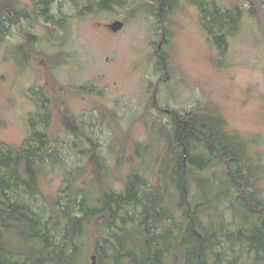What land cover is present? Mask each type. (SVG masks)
Listing matches in <instances>:
<instances>
[{"label": "rangeland", "instance_id": "obj_1", "mask_svg": "<svg viewBox=\"0 0 264 264\" xmlns=\"http://www.w3.org/2000/svg\"><path fill=\"white\" fill-rule=\"evenodd\" d=\"M99 1L19 0L39 15L11 27L0 42V144H35L31 136L37 130L45 135L42 150L47 154L39 192L11 196L46 219L56 216L58 204L65 207L76 197L96 206L101 186L119 193L134 173L146 180L143 191L163 190L160 159L176 112L218 114L228 132L245 138L254 170L247 180L264 200V0H173L163 19L156 0H123L107 10L98 9ZM45 2L55 22L41 15ZM214 9L238 18L223 56L204 26L203 16ZM115 20L125 23L111 34L104 26ZM26 33L36 37L33 53L24 48ZM63 114L77 131L65 129ZM93 152L103 168L90 164ZM223 174L218 167L199 176L219 180ZM170 192L164 193L165 202L170 203ZM196 194L192 185L188 199L194 201ZM237 197L232 190L226 199L219 198L216 207L223 212L201 216L203 224L224 222L221 235L236 232L244 222L230 209L238 205ZM176 202L172 217L156 226L155 234L170 225L176 229L173 235L178 233L182 220ZM122 214L140 223L139 208L125 206ZM94 230L88 224L77 240L79 264H92L93 255L99 263L95 250L104 243L92 235ZM53 236L59 244L60 231ZM217 250L224 253L220 264L234 257L237 264H263L255 252L226 239Z\"/></svg>", "mask_w": 264, "mask_h": 264}, {"label": "trees", "instance_id": "obj_2", "mask_svg": "<svg viewBox=\"0 0 264 264\" xmlns=\"http://www.w3.org/2000/svg\"><path fill=\"white\" fill-rule=\"evenodd\" d=\"M122 1L101 0L97 5L99 10H107ZM165 1L169 5L173 0ZM35 5L36 2L32 7ZM217 11L214 9L203 19L207 22L204 25L207 35L223 56L227 36L236 29L238 18ZM34 15L39 14L34 8L22 6L19 0H0V42L11 27ZM41 15L46 21H54L48 14V2ZM22 38L24 48L33 53L36 37L26 33ZM160 65L164 68L165 62ZM171 120L172 129L165 138V152L160 159L163 190L157 186L155 191H143L147 182L134 173L119 193L101 186L96 206L87 204L83 196L80 200L76 197L65 207L58 204L56 216L46 219L34 212L28 202L11 196L23 191L34 197L39 192V175L47 156L42 150L45 135L33 130L31 139L35 144L21 147L0 144V264H79L75 259L76 243L88 224L95 228L92 235L104 243L94 249L98 264H220L224 253L217 248L225 239L255 252L256 259L264 264V200L256 197L257 192L251 191L247 180L246 174L252 175L254 171L249 166L252 156L248 155L247 140L228 132L218 114L173 112ZM61 122L65 129L78 130L67 114L61 116ZM89 160L93 168H103L96 152ZM218 167L224 170L219 180L199 176ZM192 185L197 189L194 201L188 199ZM168 188L171 204L164 199ZM232 190L238 195V205H230V209L243 216L244 222L236 232L221 235L224 222H218L217 227L206 225L201 216L223 212L217 209V201L226 199ZM176 199L182 220L178 233L174 236L176 229L170 225L155 234L153 229L172 217ZM125 206L139 208V224L122 214ZM129 221L133 222L131 226H127ZM55 231L61 233L59 244L54 240ZM237 259L234 257L227 264H237Z\"/></svg>", "mask_w": 264, "mask_h": 264}, {"label": "flooded vegetation", "instance_id": "obj_3", "mask_svg": "<svg viewBox=\"0 0 264 264\" xmlns=\"http://www.w3.org/2000/svg\"><path fill=\"white\" fill-rule=\"evenodd\" d=\"M101 1V0H100ZM141 1H147V0H141ZM128 1L126 0V3H127ZM131 2V1H130ZM156 2H158V17L160 18V19H163L164 18V16L166 15L165 13H167V12H169L170 11V7H169V5H167V3H166V1L165 0H160V1H158V0H156ZM116 5V4H115ZM114 6V5H113ZM142 6H143V4H142ZM144 7V6H143ZM143 7H141L142 9H144ZM123 22V21H122ZM123 23H125V22H123ZM109 32L111 31L110 29H108L107 28V25H105L104 26ZM119 32V31H118ZM111 34H116L117 32H110ZM165 35V33H162V35H161V37L162 36H164ZM166 112L167 113H171V111L170 110H166Z\"/></svg>", "mask_w": 264, "mask_h": 264}, {"label": "water", "instance_id": "obj_4", "mask_svg": "<svg viewBox=\"0 0 264 264\" xmlns=\"http://www.w3.org/2000/svg\"><path fill=\"white\" fill-rule=\"evenodd\" d=\"M123 26H124V23L122 21L115 20L111 24H108L107 28L110 29L112 32H118L123 28ZM91 260H92V264H96L95 255L91 257Z\"/></svg>", "mask_w": 264, "mask_h": 264}, {"label": "bare ground", "instance_id": "obj_5", "mask_svg": "<svg viewBox=\"0 0 264 264\" xmlns=\"http://www.w3.org/2000/svg\"><path fill=\"white\" fill-rule=\"evenodd\" d=\"M174 2V1H173Z\"/></svg>", "mask_w": 264, "mask_h": 264}]
</instances>
